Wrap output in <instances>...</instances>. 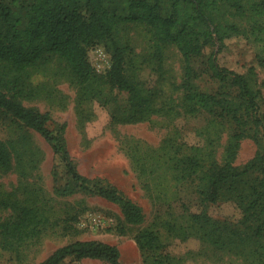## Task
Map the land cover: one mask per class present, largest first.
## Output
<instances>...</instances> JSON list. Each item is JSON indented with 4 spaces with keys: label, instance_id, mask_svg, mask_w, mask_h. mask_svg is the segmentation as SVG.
Masks as SVG:
<instances>
[{
    "label": "rangeland",
    "instance_id": "rangeland-1",
    "mask_svg": "<svg viewBox=\"0 0 264 264\" xmlns=\"http://www.w3.org/2000/svg\"><path fill=\"white\" fill-rule=\"evenodd\" d=\"M121 35L130 44V71L136 83L143 93L155 91L156 103L163 109L142 121L113 120L111 107L123 112L129 95L108 82L111 55L103 42L87 48L100 97L86 99L65 64L54 59L38 68H26L33 93L22 101L49 112L48 126L54 132L62 130L79 172L116 186L142 207L144 221L126 222L120 207L99 195L82 191L62 195L59 187L70 175L59 155L39 132L0 114V140L11 155L10 168H0V264H35L77 239L117 246L121 264H144L135 239L143 228L159 234L169 264H258L247 252L215 248L196 231L190 212L206 210L218 219H236L240 211L228 201L203 202L189 181L175 178L170 159L175 151L196 154L203 161V171L210 162H221L231 124L205 111H192L184 101L180 89L183 59L174 45L158 50L141 23L123 25ZM259 54H264V45L243 36L226 39L220 48L218 44L207 46L195 61L199 73L195 84L217 91L220 83L208 66L211 56L219 65L238 72L254 66L264 112V64L259 63ZM256 148L251 138L242 139L235 164L245 163ZM22 206L36 209L43 219L38 225L41 231L20 241L7 240L1 223L16 220ZM59 264L110 263L67 256Z\"/></svg>",
    "mask_w": 264,
    "mask_h": 264
},
{
    "label": "trees",
    "instance_id": "trees-1",
    "mask_svg": "<svg viewBox=\"0 0 264 264\" xmlns=\"http://www.w3.org/2000/svg\"><path fill=\"white\" fill-rule=\"evenodd\" d=\"M128 23L144 24L158 50L170 44L178 49L183 59L180 89L192 111H205L232 126L222 161L210 162L206 170L196 154L175 151L170 157L175 178L189 181L203 202L228 201L240 211L236 219H218L206 210L190 212L192 225L215 248L247 252L264 264V112L257 73L254 66L235 71L211 56L208 66L220 83L217 91L195 84L199 76L195 61L207 46L218 44L220 48L233 36L264 45V0H0V114L39 132L59 155L70 175L59 187L62 195L79 191L99 195L117 204L126 222L144 221L142 207L116 186L79 172L62 130L49 128V112L22 101L33 93L26 68H38L54 59L65 64L86 99L100 97L87 48L103 42L111 55L108 82L129 95L123 112L111 107L113 120L142 121L163 109L156 103V92L143 93L130 71L131 48L121 35L122 26ZM257 56L264 64V54ZM246 137L255 142L256 151L242 165L235 164L241 140ZM10 164V150L0 140V168L9 169ZM42 220L35 208L22 206L18 218L2 222L1 227L7 240L16 242L39 234ZM135 239L144 264H169L156 231L143 228ZM67 256L121 264L118 247L97 239L61 245L35 264H59Z\"/></svg>",
    "mask_w": 264,
    "mask_h": 264
}]
</instances>
